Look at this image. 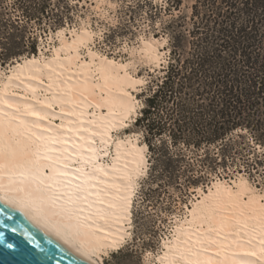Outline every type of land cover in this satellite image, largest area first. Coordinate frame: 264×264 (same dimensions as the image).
<instances>
[{
    "label": "bare ground",
    "instance_id": "6f19581e",
    "mask_svg": "<svg viewBox=\"0 0 264 264\" xmlns=\"http://www.w3.org/2000/svg\"><path fill=\"white\" fill-rule=\"evenodd\" d=\"M57 35L52 59L16 61L6 83L0 76V200L91 263L103 264L107 249L127 236L136 177L149 163L148 146L130 139L116 144L113 164L105 163L97 140L109 145L112 130L136 111L142 80L129 63L90 49L94 32L88 28ZM153 40L143 46L161 66L165 50ZM84 48L89 60L82 58ZM40 89L52 91V98H42ZM55 103L63 116L53 111ZM91 105L98 116L90 115ZM49 116L64 123L50 124ZM232 181L217 179L198 192L186 220L174 226V240L164 242L161 264H264V199L246 178Z\"/></svg>",
    "mask_w": 264,
    "mask_h": 264
},
{
    "label": "trees",
    "instance_id": "16d2710c",
    "mask_svg": "<svg viewBox=\"0 0 264 264\" xmlns=\"http://www.w3.org/2000/svg\"><path fill=\"white\" fill-rule=\"evenodd\" d=\"M51 1L12 0L11 10L36 20L43 35L65 20L58 14L50 22ZM183 1L166 0L161 35L169 56L138 95L142 108L133 127L148 146L151 176L191 184L209 173L184 166L188 150L243 147L256 154V166L264 164V0H196L189 11ZM9 14L0 21L5 63L38 53V33L29 35ZM234 134L242 141H231ZM218 156L201 160L214 164ZM228 160L233 155L221 163Z\"/></svg>",
    "mask_w": 264,
    "mask_h": 264
},
{
    "label": "rangeland",
    "instance_id": "374dc122",
    "mask_svg": "<svg viewBox=\"0 0 264 264\" xmlns=\"http://www.w3.org/2000/svg\"><path fill=\"white\" fill-rule=\"evenodd\" d=\"M51 2L52 10L49 11V14L52 20L50 22L54 21L58 14L64 16L65 20L62 24L41 35L39 34L41 31L39 23L36 20L27 22L22 11L11 10L12 0L11 2L0 0V21L7 13H10L8 16L11 19H18L20 23L27 25L29 35L38 33L39 36L38 53L29 57L20 56L5 63L1 59L3 53L0 47L2 84L6 83L10 67L14 66L16 61H26L33 56H36L41 62H43V58L46 61L52 59L54 47L60 45L57 35L59 29H65L69 36L71 31L80 32L84 27L93 31L94 39L89 42L88 47L96 51L101 58L107 57L114 62L129 63L128 69L132 75L142 80L137 85L139 91L135 92L136 98L141 103L136 107V111L125 119L122 126L112 130L113 139L109 145L106 146L105 142L102 143L97 140L99 152L104 155L103 161L113 164V160L116 158L117 143L130 139L138 144H144L143 134L133 127V123L142 108V100L138 95L145 90L151 74L160 69V66L158 62L155 63L146 54L143 40L153 42V39L156 38L155 35L160 34L155 44L164 51L168 39L161 35V28L168 19L165 11L167 2L166 0H52ZM195 2L196 0H184L183 11H189ZM57 4L59 6L55 7L54 5ZM82 54V58L89 60L87 48L82 50ZM168 56V51L165 50V53L160 56L159 63H165ZM43 79L48 85V78ZM13 89L15 90V88ZM16 92L25 98H33L23 88H16ZM39 93L42 98H52L53 96L52 91L46 92L44 89H40ZM103 110L107 112L105 108ZM53 111L60 116L62 115L60 114L61 106L58 103L54 104ZM98 111L95 105L90 106V115L94 112L98 116ZM48 122L58 125L64 123L58 116H49ZM232 138L234 140L231 141L236 143L242 141L236 134ZM244 139L247 141L246 138ZM187 153L192 158L188 159L187 166H184L195 170H208L209 175L206 178L203 180L194 179L190 184L183 177L173 180L156 174L151 176L149 169L152 163H150L147 150L146 155L149 164L148 167L143 166L142 172L136 177L134 203L132 205L133 220L130 224H126L127 236L117 246L107 249L103 256V264L109 258H111V264H161L159 258L165 251L164 242L174 240V226L176 223L186 220L188 208L193 205L198 192L207 191V188L212 186V183L217 179L234 185L232 180L239 181L241 178H246L253 186L255 193L262 195L264 199V178H262L264 164L255 165L256 154L253 151L237 147L234 150L228 151L227 149L224 152H221L220 149L210 148L198 151L188 150ZM227 154L230 157L233 155L234 161L228 160L226 163H221L223 155ZM206 155L210 157L219 155L218 161L214 164L204 165L202 160L205 159ZM74 165L77 166L79 163H74ZM120 249L121 252L114 256L113 254Z\"/></svg>",
    "mask_w": 264,
    "mask_h": 264
},
{
    "label": "water",
    "instance_id": "95a60500",
    "mask_svg": "<svg viewBox=\"0 0 264 264\" xmlns=\"http://www.w3.org/2000/svg\"><path fill=\"white\" fill-rule=\"evenodd\" d=\"M0 264H93L0 200Z\"/></svg>",
    "mask_w": 264,
    "mask_h": 264
},
{
    "label": "snow or ice",
    "instance_id": "6c2138e0",
    "mask_svg": "<svg viewBox=\"0 0 264 264\" xmlns=\"http://www.w3.org/2000/svg\"><path fill=\"white\" fill-rule=\"evenodd\" d=\"M9 2H11V0H9ZM55 7H58L59 5H54ZM262 151H264V149H262ZM262 178H264V174H262ZM105 264H111V258H109L108 261L105 262Z\"/></svg>",
    "mask_w": 264,
    "mask_h": 264
}]
</instances>
